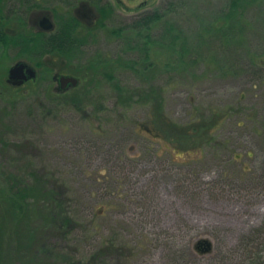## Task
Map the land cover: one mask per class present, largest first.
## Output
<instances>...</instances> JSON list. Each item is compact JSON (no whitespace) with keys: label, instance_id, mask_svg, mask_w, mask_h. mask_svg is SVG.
I'll return each mask as SVG.
<instances>
[{"label":"rangeland","instance_id":"obj_1","mask_svg":"<svg viewBox=\"0 0 264 264\" xmlns=\"http://www.w3.org/2000/svg\"><path fill=\"white\" fill-rule=\"evenodd\" d=\"M21 1L5 11L18 14ZM105 1L104 21L103 1L45 0L27 15L31 31L44 16L56 31L70 9L84 37L70 63L54 54L48 72L13 51L0 56V264H253L264 256V1L245 11L240 45L213 32L228 0ZM153 12L162 20L151 29L171 21L181 43L131 57L124 37L136 33L125 29ZM19 62L36 75L12 86ZM57 73L77 86L59 96ZM155 101L178 125L196 126L191 145L186 135L168 149L139 130ZM34 180L49 193L22 198L14 185ZM27 225L39 230L30 244Z\"/></svg>","mask_w":264,"mask_h":264},{"label":"trees","instance_id":"obj_2","mask_svg":"<svg viewBox=\"0 0 264 264\" xmlns=\"http://www.w3.org/2000/svg\"><path fill=\"white\" fill-rule=\"evenodd\" d=\"M6 1L7 0H0V56L2 55V52L10 50L15 53L13 57L17 60L33 62L32 65H34L36 68H40V70H42V68H46L48 72L52 70L50 64H53V61L51 60L50 64L48 62H50V59L54 56V54L59 55V57H64V59L67 60V63L71 62L74 57V51L77 49L75 48V45L80 46L82 42L84 43V37L79 39L74 34V32L78 30V25L80 26V22L75 16L70 14V9L68 10L69 12H67L66 16L61 17L67 18V20L63 22L59 20L58 22L60 25L64 24L65 29H60L59 25L56 31H53V33L50 34L46 32L31 31L28 28L27 15H29L34 10L43 8L42 4L45 3V0H22L19 7L20 10L16 15L14 11H5ZM78 1L80 0H60V2L67 7L70 5L74 6V4ZM263 1L264 0H228L227 7L222 12L223 16L221 18L223 23L219 25L218 28L214 27L213 32L215 30V35L220 40L227 41L228 44L232 43L240 45L236 38L240 37L242 33H244V20L242 21V18L245 14V11L248 7L262 3ZM87 2L90 6L94 5L97 8V6L99 7V4L101 5L102 0H87ZM96 10L102 15V12H104V5ZM55 17L60 18V15H55ZM161 20V15L158 12H153L150 14L141 15L132 21L131 24L127 26L129 29L127 28L125 31L131 30L133 33L135 32L136 37H124V39H126L124 44L126 53L131 55V57L132 55H137L135 52H140L143 55H146L148 51L147 46L155 42L159 46L165 45L167 47H174L176 44L180 45L183 38L182 31L180 26L176 25L175 23H172L171 21L166 22V26L163 30L156 31L151 29L154 27V25L160 23ZM102 22L103 21L101 19H98L96 25L98 24L99 27H104ZM210 28L211 26L208 27V32H210ZM121 32H123V30L117 29L116 31L112 32V35L120 36ZM149 32L151 33L149 34ZM144 38L145 41L141 42ZM180 51L181 53L185 52V45L181 46ZM45 57L46 59L43 61ZM145 59H147L146 56ZM97 64V61L86 63V71L87 69H93L94 65ZM130 64L128 65L132 68L134 65V60H132ZM129 66L128 68H130ZM109 78H111V76H109ZM136 92V96L138 98H143V100H149L150 97L154 98L153 93ZM58 94H60L59 96L62 95V93ZM58 94L56 93V95ZM64 97L68 98V96ZM71 100L72 98H70L69 101ZM160 104L161 101H155V106L152 107L153 111L149 113L150 115L148 116L147 120L145 119L144 122L138 124L139 130L152 137V139L163 141L162 143L166 144L168 149L170 147H174L176 143L182 141L186 142V140L188 141L187 143L191 145L192 142L195 141L193 140L191 133L197 130L196 126L189 128L188 125L185 127L178 125V123L174 122L164 113H162ZM217 123L218 119H213V122L210 124L209 128L212 130L215 128ZM185 137L188 139L185 140ZM41 185V183L34 180V182L30 184L18 181V183L14 186L16 187L15 190L21 195L22 198H32L40 193V189L45 195L49 193L48 189L43 190L40 188ZM30 218L31 217L28 216L27 220ZM69 221L70 220L67 222ZM27 226L29 229L25 228L23 238L26 243L30 244V242L34 239V233L39 230H36V227H30L29 225ZM251 257L253 264L254 261L256 264H264V256L260 257V255L257 254Z\"/></svg>","mask_w":264,"mask_h":264},{"label":"water","instance_id":"obj_3","mask_svg":"<svg viewBox=\"0 0 264 264\" xmlns=\"http://www.w3.org/2000/svg\"><path fill=\"white\" fill-rule=\"evenodd\" d=\"M39 25L43 31H51L53 29V23L51 22L48 16L42 17L39 22ZM35 77V70L28 65L27 63L19 62L13 65L7 75V83L12 86H21L24 82L28 81ZM71 85L72 87H76L78 84V80L74 77H60L59 78V87L60 89L66 88L67 85ZM198 244L206 245L205 252L210 249V244L203 240Z\"/></svg>","mask_w":264,"mask_h":264},{"label":"flooded vegetation","instance_id":"obj_4","mask_svg":"<svg viewBox=\"0 0 264 264\" xmlns=\"http://www.w3.org/2000/svg\"><path fill=\"white\" fill-rule=\"evenodd\" d=\"M104 3L102 4V6L104 5L105 6V4L107 3L105 0H102ZM118 3L122 6V4L120 3V1H118ZM106 6H109V5H106ZM110 6H112V5H110ZM108 10V9H107ZM111 12H113V9H112V7L109 9ZM100 15V18H102L103 19V21L105 20V18L106 17H108L107 15L105 16V17H103L101 14H99ZM50 18V20H51V22L53 23V19H52V17L50 16L49 17ZM41 19V18H40ZM39 22H40V20H38V24H37V32H46V33H50V34H52L53 33V31H54V24H53V29L51 30V31H43L42 29H41V27H40V25H39ZM52 68H54L55 69V66H54V63L52 64ZM35 75H36V71H35ZM55 76V75H54ZM56 78H54V81L56 82V83H58V85H59V78L60 77H62V76H64V77H74V76H72L71 74H59V73H57L56 74ZM30 80V79H29ZM28 80V81H29ZM70 88H74V87H72L71 85H67L66 86V88H64V89H60V87H58V93H64L65 91H67V90H69ZM198 247H200V246H198Z\"/></svg>","mask_w":264,"mask_h":264}]
</instances>
